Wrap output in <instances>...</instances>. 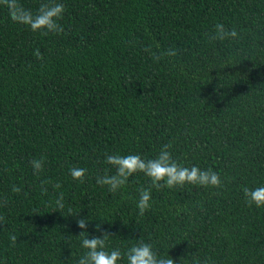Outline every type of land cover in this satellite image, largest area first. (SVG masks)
<instances>
[{
	"label": "trees",
	"instance_id": "1",
	"mask_svg": "<svg viewBox=\"0 0 264 264\" xmlns=\"http://www.w3.org/2000/svg\"><path fill=\"white\" fill-rule=\"evenodd\" d=\"M42 2L19 0L33 13ZM58 2L59 35L33 33L0 6V264H75L82 231L107 233L122 252L144 240L175 264H264V209L241 192L264 183V0ZM217 23L240 38L209 42ZM148 45L179 55L156 63ZM164 144L221 187L153 190L141 217L142 174L116 194L96 184L105 153L154 157ZM70 167L88 170L84 183Z\"/></svg>",
	"mask_w": 264,
	"mask_h": 264
},
{
	"label": "clouds",
	"instance_id": "2",
	"mask_svg": "<svg viewBox=\"0 0 264 264\" xmlns=\"http://www.w3.org/2000/svg\"><path fill=\"white\" fill-rule=\"evenodd\" d=\"M0 6L7 9L12 22L27 27L33 33L42 35L62 34L63 26L59 21L63 18L65 6L58 0H43L35 13L25 9L19 0H0ZM209 42H229L240 38L236 28H227L223 23H217L212 31L205 37ZM154 62L161 61L173 63L179 55V49L169 47L160 49L148 45L142 49ZM37 59H43L39 49L34 52ZM171 144L161 146L159 152L154 157H144L139 153L122 155L120 153H105V164L109 169L105 174L96 177V184L100 187H107L112 193H118L124 188L131 177L142 174L149 182L148 188L139 189V197L135 202L138 215L143 217L146 212L152 208V192L163 190H175L184 188L186 185L198 186L202 188H219L222 180L213 169H201L198 166H185L173 159ZM33 174L37 177L44 171L45 159H32L30 161ZM87 169L81 167H70L69 174L74 181L84 183ZM51 183L50 180L41 181V191L46 193L47 188L44 185ZM54 188L59 189L61 185L56 183ZM13 193H20L21 188L13 185ZM242 198L244 204L257 209H264V183L255 187L247 185L241 186ZM63 193H60L55 204L57 210L63 208ZM7 204V199L3 200ZM77 225L80 229H86V221L79 219ZM97 230L100 225H97ZM13 241L16 237H12ZM79 246L83 253L75 261V264H175L174 260L167 254L159 255L154 251L153 245L144 240L132 244L126 251L122 252L119 248H109L110 237L107 233L101 237L88 238V233L82 231L78 237Z\"/></svg>",
	"mask_w": 264,
	"mask_h": 264
}]
</instances>
